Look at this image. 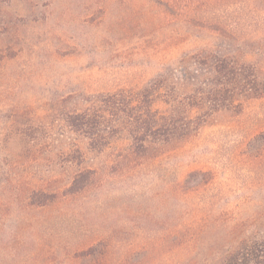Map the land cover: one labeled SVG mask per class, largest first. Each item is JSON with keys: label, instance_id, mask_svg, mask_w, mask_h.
<instances>
[{"label": "rangeland", "instance_id": "rangeland-1", "mask_svg": "<svg viewBox=\"0 0 264 264\" xmlns=\"http://www.w3.org/2000/svg\"><path fill=\"white\" fill-rule=\"evenodd\" d=\"M237 1L205 11L235 23L238 42L203 28V13L189 21L187 0L0 3V264H220L264 231V99L214 116L168 170L112 169L127 136L99 153L65 122L225 44L264 66V0ZM87 170L95 185L64 196ZM42 191L56 201L40 205Z\"/></svg>", "mask_w": 264, "mask_h": 264}, {"label": "trees", "instance_id": "trees-1", "mask_svg": "<svg viewBox=\"0 0 264 264\" xmlns=\"http://www.w3.org/2000/svg\"><path fill=\"white\" fill-rule=\"evenodd\" d=\"M3 1L6 0H0V3ZM221 1L223 5L238 2L187 0L189 6L185 9V17L195 21L196 15L203 13L206 15V18H200L203 28L208 26L220 38L238 42L241 39L235 37V23L229 24L228 20L207 13ZM242 46L225 44L217 50L199 52L191 58L192 64L182 76H162L140 89L102 94L90 107L68 113L65 122L71 131L88 140L90 150L99 153L125 134L129 147L119 154L112 169L123 167V170L140 171L174 165L176 154L198 136L214 116L240 114L249 102L264 99V66L247 58V51L242 50ZM259 139H264V130L253 141ZM98 176L93 170L78 173L64 196L83 194L95 185ZM173 182H176L173 188L177 189L188 180ZM39 198L40 205L47 206L56 201L57 195L42 191ZM231 249L220 264H264V231L240 238Z\"/></svg>", "mask_w": 264, "mask_h": 264}]
</instances>
